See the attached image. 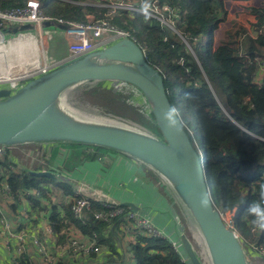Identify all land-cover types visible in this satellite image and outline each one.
<instances>
[{
  "label": "trees",
  "instance_id": "16d2710c",
  "mask_svg": "<svg viewBox=\"0 0 264 264\" xmlns=\"http://www.w3.org/2000/svg\"><path fill=\"white\" fill-rule=\"evenodd\" d=\"M92 1L39 0L45 13L76 21L86 20L88 13L103 17L106 8L86 3ZM23 2L0 0V9L16 7ZM157 2L179 8V20L172 25L183 36L155 17L145 19L139 12H131L129 16L127 13L130 12L120 8L112 22L124 28H133L137 42L142 47L143 44L146 46V57L162 74L168 99L179 109L190 140L193 138L188 130L196 126L214 206L231 210L237 205L234 225L242 241L247 247L251 242L264 245V230L252 231L250 217L246 213L247 205L256 199L258 186L264 183V82L256 79L259 66L256 59L264 58V31L258 32L264 23V8H248L256 17V22L251 24L255 34H249L245 27H241L236 47L227 43L212 47L210 42L202 45L198 39L206 36L208 31L215 30L224 20V0ZM162 15L165 16L164 13ZM173 17L177 19V16ZM185 42L193 48L195 57L189 53ZM179 57H183L182 63L178 61ZM157 64L160 66L157 67ZM111 83L115 82L102 81L89 87H77L71 92V99L82 107H97L100 111L130 118L151 129L149 126L155 124V120L149 108L153 122L150 120L147 123L132 118L116 106L119 97L116 92L111 99H100L107 94L106 87ZM121 84L136 96H141L140 91L131 84ZM222 102L228 107V113L222 111ZM44 155L40 156L41 159L31 156L38 159L39 168L42 169H46L50 161ZM4 160L0 167L6 171V178L0 177V188L7 182L11 194L26 190L30 205L32 203L33 208H42L43 204L34 198L32 190L37 189L41 191V196L46 197L40 184L48 178L30 175L22 170L15 172L9 168L8 160ZM53 170L56 171L55 168ZM53 181L60 182L57 179ZM63 207L50 205L49 219L57 236V245L64 242L66 228L74 223L86 234H96L101 244L112 249L116 247L119 221L104 222L94 218V212L101 208L96 198L91 200L90 207L84 209L79 218L74 216L70 205ZM86 212L90 216L85 217ZM128 249L126 251L131 253L135 264H188L187 260L180 259L166 239L139 233L129 241ZM20 264H28L25 252Z\"/></svg>",
  "mask_w": 264,
  "mask_h": 264
},
{
  "label": "water",
  "instance_id": "95a60500",
  "mask_svg": "<svg viewBox=\"0 0 264 264\" xmlns=\"http://www.w3.org/2000/svg\"><path fill=\"white\" fill-rule=\"evenodd\" d=\"M18 36L30 43L36 42L32 30ZM56 36L62 38L59 29L48 31L49 41H54ZM17 54L15 50L7 51L8 67L13 71L17 69L13 59ZM163 79L160 71L148 61L142 46L133 38L122 37L24 82L1 84L0 144L80 143L132 157L156 173L179 207L183 223L191 230L190 237L183 227L180 234L188 264H250L246 244L223 221L212 202L199 146L190 140L184 128L175 131L164 126L162 108L171 103ZM102 81L128 83L138 89L154 117L157 131L119 115L112 119L101 116L83 120L66 110L70 107L62 99L66 91ZM125 120L140 126L125 124ZM28 172L67 181L55 171ZM204 192L210 197L208 208L199 206V197ZM124 205L132 206L128 202ZM192 235L200 239L204 255L195 249ZM259 256L264 260L262 254Z\"/></svg>",
  "mask_w": 264,
  "mask_h": 264
},
{
  "label": "crops",
  "instance_id": "0c3cea01",
  "mask_svg": "<svg viewBox=\"0 0 264 264\" xmlns=\"http://www.w3.org/2000/svg\"><path fill=\"white\" fill-rule=\"evenodd\" d=\"M118 1L120 0H106V2L97 0L94 4L102 6V3H107L109 7L110 4H117ZM122 1L135 4V0ZM223 3L230 8L227 14L229 23L237 29L246 27L249 34H255L251 24L256 22V17L248 8H264V0H224ZM104 6L107 7V5ZM123 10L127 11L129 9L125 8ZM132 11L139 12L138 10ZM128 15L131 16L132 14ZM93 16L89 13L86 14V18ZM52 29L59 28L52 27L50 30ZM185 43L191 49L188 42ZM222 43L236 47L238 40L235 43L223 40ZM66 45L67 41L63 39V36L62 38L56 36L54 41H49L47 34L43 40L36 36L35 43H30L26 39L17 36V39L9 46L8 50L17 51V57H13V59L18 66L16 68H21V66L44 62L49 57H58L64 54ZM5 48L6 46L0 47V58L6 54L4 62L8 65L7 50ZM6 73L8 72L0 67V76ZM139 98L144 101L142 96ZM25 146L40 148V153H37L36 156L33 155L40 158L45 153L44 157L50 160L48 161V167L46 169L39 168L40 164L31 156L29 157L28 153V156H26L25 150L21 149ZM4 158L12 166L10 169L15 172L20 170L27 174H30L28 170L54 172L53 168H55L56 173L67 178V181L55 182L53 181L54 178L39 176L48 178L40 184L44 188L46 197L41 196L39 190V196L36 197L35 192L37 189L32 190L34 198L43 204L42 208H33L32 203L30 205L31 201H28V196L22 198V200H17L0 192V218L9 221L12 224L11 230L13 231L24 230L22 244L28 264H135L131 258V253L128 252L129 240L121 232L118 233V243L114 249L101 244L97 236L100 248L98 252L92 255L75 254L70 250L69 240L74 238L83 240L91 235L86 234L73 223L66 228L64 242L56 244L57 236L49 219L50 205L64 206V209L69 204L63 201V196L71 194L77 187L96 199H115L123 205L126 202L131 203L132 206H124L149 217L157 227L169 236L170 240H174L179 244L180 257L182 256L186 260L180 243V234L183 227L185 233L190 237L191 230L186 223H183L176 203L171 198L165 185L160 182L156 173L134 158L93 145L55 142H36L12 146L3 158L0 157V164L6 161ZM22 206L25 207V214L19 212ZM88 216L90 215L86 212L85 217ZM8 242L9 247L5 245V241L0 237V264H11V258L16 254V239L8 237ZM247 251L250 264H253L252 256L264 262L258 252L251 249Z\"/></svg>",
  "mask_w": 264,
  "mask_h": 264
},
{
  "label": "built area",
  "instance_id": "2783aa9c",
  "mask_svg": "<svg viewBox=\"0 0 264 264\" xmlns=\"http://www.w3.org/2000/svg\"><path fill=\"white\" fill-rule=\"evenodd\" d=\"M141 2L142 0H135V4H132L131 2H125L124 5H122L121 2L111 4L106 9L103 17H87L84 21H76L47 14L42 10L39 0H24L19 6L0 9V47L6 46L5 49L7 51L9 49L8 46L17 39V36L27 30L34 31L36 36L43 40L52 27L59 28L63 39L67 41L66 52L64 54L58 57H49L44 62H36L29 64L28 66H21V68H17L14 71H12V69H10L4 62L6 54L2 55L0 58L1 69L7 72H12L10 73L11 75L0 78V85L24 82L35 76L41 75L64 62L82 56L98 48H102L119 38H132L131 31L128 28L115 25L112 22V18L119 8H128L134 9V11H139ZM150 3V14L153 16V13H156L154 17L173 28L172 24L177 21V19L173 17L174 14L171 13L169 7L165 4H159L157 0H150ZM162 12H165V16L162 15ZM159 15L160 17L163 16V19L160 18ZM174 31L177 33L178 30L174 29ZM263 31L264 23L258 29L259 33ZM7 44L9 45L7 46ZM178 61L182 63L183 57H179ZM256 61L259 65L256 79L258 82H264V58H257ZM10 148H12V146L0 144V157L3 158ZM8 166L9 168H12L10 164H8ZM5 173L6 171H2L0 167L1 178H6ZM0 192L17 200H22V198L28 196L26 190L11 194V188L7 182L2 184ZM35 195L36 197L39 196L38 190H36ZM93 198L92 195L80 190V187H77L71 194L64 195L63 201L70 205L74 216L79 218L84 209L90 206ZM97 200L99 201L101 208L94 212V218L104 222H111L112 220L117 219L119 221L120 232L129 241L134 239V236L139 233L148 237L166 239L171 242L173 250L180 255L179 244L174 242V240H170L169 236L157 227L149 217L129 209L115 199ZM216 208L223 221L230 228L234 229L240 237V234L234 225V216L236 215V210L238 208L237 205L231 210ZM19 212L20 214H25V207L22 206ZM0 226V237L5 241L7 247H9L8 237H14L16 239V254L11 258V264H20L22 254L24 253L22 244L24 230H11L12 224L3 218H0ZM255 230L256 229L252 228V231ZM68 244L71 252L75 254L88 255L96 253L100 249L96 234L83 240H77L75 238L70 239ZM247 248L259 252L264 256V245L262 244L251 242L248 243ZM180 259L186 261L182 256Z\"/></svg>",
  "mask_w": 264,
  "mask_h": 264
},
{
  "label": "rangeland",
  "instance_id": "374dc122",
  "mask_svg": "<svg viewBox=\"0 0 264 264\" xmlns=\"http://www.w3.org/2000/svg\"><path fill=\"white\" fill-rule=\"evenodd\" d=\"M102 1L106 2V0L105 1L102 0ZM93 2L94 1L86 2V3L95 5L94 4L95 2L94 3ZM119 2H121L122 5L125 4V1H122V0H120V1H118L116 3H119ZM99 4H100V2H99ZM102 4H103L102 5L103 7L108 8V4L107 3H102ZM104 5H107V7L104 6ZM165 5H167L169 7V9L171 10L172 14L177 16V21H178L179 17H180L179 8L177 6H175V5H170V4H165ZM98 6L102 7L101 5H98ZM120 9H125V8H120ZM229 9L230 8L223 3V10L225 11L224 20L220 22V24L218 25V27L215 30L208 31L206 36L200 37L198 39L200 44L204 45L207 42H210L211 46L215 47V46L221 44L223 42V40H225L227 42H229L231 40L230 43H233V42L238 40L237 36H238L240 28L237 29L236 27L233 26V24L229 23V18L227 16V14L229 13ZM132 10H134V9H129L127 11L128 12H133ZM162 13L165 14V12H162ZM128 14H132V13H128ZM155 15H156V13H153V16H152V14H150V16H152V17H154ZM159 17H160V15H159ZM160 18L163 19V16L160 17ZM117 26H119V25H117ZM119 27H121V26H119ZM173 28L175 29L174 26H173ZM128 29L131 31V37L134 40H136V37L134 35V29L133 28H128ZM245 29H246V31L248 30L246 27H245ZM177 33H179V35L183 36L179 31H177ZM183 40L185 41L184 37H183ZM142 48L144 50L145 49L147 50V48H146V46L144 44H143ZM206 48H207V46H205V49ZM189 51H190L189 53L195 57L194 52H193L194 51L193 48L189 49ZM159 66L160 65L157 64V67H159ZM193 83L194 84H198L196 81H193ZM90 85H93V84L92 83H86V85H84V86H90ZM71 90H73V88L68 90V91H66L62 95V99L64 101L66 100L65 102L69 103L70 107L69 106L66 107V110L69 113H71L72 115H74L75 117L83 119V120H92V119H95V118H99L101 116L105 117L107 119H112L113 116H116V115H113V114L105 113L104 111H100L97 107H91L90 106V107L86 108V107H82V106L76 104L75 100L71 99V93H70ZM106 90H107V94L105 96L100 97V99H102V100L111 99L113 97L114 93L116 92V94H118V96H119L116 99V106H118L120 109L125 111L129 116H131L132 118H134V119H136L138 121H144V122L148 123V121L151 120L153 122V120L151 119L152 117H151V114H150V112L148 110L147 105L138 96H136L135 94L130 92L128 89H126V87L122 86V84L111 83V84L107 85ZM220 106H221L222 111H224L225 113H228V107L226 106L225 103H223V102L220 103ZM71 108H74V109H71ZM189 118H191V116ZM125 121L127 122L125 124L131 125V126L138 125L136 123L137 121L136 122L128 121V120H125ZM138 126H140V125H138ZM149 127L153 131H157V127H156L155 124H150ZM188 131L192 135L193 140L197 143V145L199 146L200 151L202 153L203 152V148H202L201 139L199 137V133L197 132L196 126L190 127ZM21 149L25 150L26 156H28L27 155V153H28L29 157L30 156L34 157V155L36 156L37 153H40V151H41L40 148H35V147H31V146L21 147ZM22 150H18V151H22ZM202 155H203V153H202ZM19 157H21V155H19ZM36 161L38 162V159ZM15 193H17V192H15ZM178 209H179V207H178ZM191 240H192V243H193L195 249L201 255H204L203 252H202L203 245H202L200 239L196 235H192L191 236ZM252 263L253 264H264V262L261 259L255 257V256H252Z\"/></svg>",
  "mask_w": 264,
  "mask_h": 264
},
{
  "label": "clouds",
  "instance_id": "9594fccd",
  "mask_svg": "<svg viewBox=\"0 0 264 264\" xmlns=\"http://www.w3.org/2000/svg\"><path fill=\"white\" fill-rule=\"evenodd\" d=\"M151 3L150 0H142L139 12L145 19L150 16ZM162 119L164 126L169 130L183 131L184 123L182 121L178 108L173 104L166 105L162 108ZM199 206L208 208L210 206V197L207 192H204L199 197ZM246 213L250 217V225L252 228L264 230V183L258 186L256 199L250 202L246 207Z\"/></svg>",
  "mask_w": 264,
  "mask_h": 264
},
{
  "label": "bare ground",
  "instance_id": "6f19581e",
  "mask_svg": "<svg viewBox=\"0 0 264 264\" xmlns=\"http://www.w3.org/2000/svg\"><path fill=\"white\" fill-rule=\"evenodd\" d=\"M10 73H11V72L8 71V73H6V74L0 76V78L5 77V76H7V75H11ZM126 89H127V87H126ZM162 202H163V201H162Z\"/></svg>",
  "mask_w": 264,
  "mask_h": 264
}]
</instances>
